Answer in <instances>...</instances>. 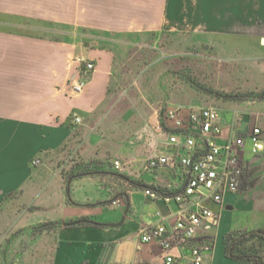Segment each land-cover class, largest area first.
I'll list each match as a JSON object with an SVG mask.
<instances>
[{
	"label": "crops",
	"instance_id": "crops-1",
	"mask_svg": "<svg viewBox=\"0 0 264 264\" xmlns=\"http://www.w3.org/2000/svg\"><path fill=\"white\" fill-rule=\"evenodd\" d=\"M24 4L40 10L14 7ZM254 22L264 28V0H0V220L22 229L2 248L0 264H164L160 246L138 236L144 225L172 223L183 206L161 198L185 187L177 162L184 150L168 142L162 112L179 105L186 114L199 106L161 105L160 88L157 95L148 89L119 101L115 77L127 70L130 49L152 48L161 32L195 33L227 50L231 37L255 35L264 47L261 30L247 32ZM80 61H92L94 69L86 74ZM252 109L239 111L238 123V110L218 109V142L244 138L243 173L222 205L206 203L216 219L189 243L212 246L202 264H245L226 252V234L264 232V149L253 152L247 138L264 113ZM155 154L173 159L146 171ZM33 156L42 164L31 166ZM89 161L93 173L68 179L75 163ZM147 188L157 197L145 194ZM43 222L49 226L38 230ZM16 240L21 249L11 246ZM189 244L171 250V264H192Z\"/></svg>",
	"mask_w": 264,
	"mask_h": 264
},
{
	"label": "rangeland",
	"instance_id": "rangeland-1",
	"mask_svg": "<svg viewBox=\"0 0 264 264\" xmlns=\"http://www.w3.org/2000/svg\"><path fill=\"white\" fill-rule=\"evenodd\" d=\"M241 2L244 4V0ZM14 7L31 12L40 10L38 6L28 4ZM239 17L241 15H236V18ZM254 23L255 28L247 32L255 34L261 30L264 33V28L258 29V23ZM160 34L159 41L152 43V48L135 46L130 49L131 60L122 65L127 70L120 73L122 77H115L117 83L112 87L118 95L117 100L125 101L132 95L139 97L140 93L144 94L148 89L157 95V91L162 89L161 105L185 103L217 109L230 106V110L243 112L253 107L251 112L264 113V96H245L264 91V47L259 44V36L254 35L250 39L231 37L227 50L226 47L217 49L215 44L202 43L201 37L195 33L184 37H168L163 32ZM142 52L154 56L144 60L141 58ZM147 64H152L149 70H145ZM181 71L191 72L190 77L194 82L184 78ZM61 163L64 164L65 160L62 159ZM59 171L63 172V167ZM17 225L0 220V254L13 236L22 234V229ZM11 246L19 249L23 247L18 240L11 242Z\"/></svg>",
	"mask_w": 264,
	"mask_h": 264
},
{
	"label": "built area",
	"instance_id": "built-area-1",
	"mask_svg": "<svg viewBox=\"0 0 264 264\" xmlns=\"http://www.w3.org/2000/svg\"><path fill=\"white\" fill-rule=\"evenodd\" d=\"M84 63V72L88 74L94 69L92 61ZM82 84L76 85L77 90ZM179 105L167 106L162 116L164 118L167 140L170 144L184 150L179 155L178 164L185 172V187L183 190L172 194H163L161 198L165 203L174 202L183 204L178 210L172 223L144 225L138 231V236L143 242L155 241L165 253L164 264L173 262L171 250L189 244L200 230L216 219V213L206 206L209 201L222 205L226 193L237 192L243 173V163L239 151L244 147L243 137L230 138L218 142L221 133L218 109L213 106L190 107L183 114ZM242 113L236 111V123L242 120ZM80 118L73 116V124ZM252 151L264 149V123L254 124L248 135ZM171 155H151L144 164L146 171L169 164ZM31 166H39L42 160L39 156L30 159ZM113 167L119 169L121 162L113 160ZM144 193L157 197L151 189ZM119 200L115 199L112 204ZM189 256L192 264H202L206 253L212 251L208 243L189 244Z\"/></svg>",
	"mask_w": 264,
	"mask_h": 264
},
{
	"label": "trees",
	"instance_id": "trees-1",
	"mask_svg": "<svg viewBox=\"0 0 264 264\" xmlns=\"http://www.w3.org/2000/svg\"><path fill=\"white\" fill-rule=\"evenodd\" d=\"M50 25L56 26V23L48 22ZM52 40H60L57 36L52 35L49 37ZM80 69L83 70V64L80 65ZM181 75L186 78L189 82H194L191 79L190 75L191 72L181 71ZM111 89V87H110ZM206 91L212 92L211 90L207 89ZM109 92V88H108ZM246 97H259L264 96V91L260 93H250L245 95ZM160 125L163 126L162 118H159ZM94 162H84V163H75L74 169L76 172L71 173L68 179L82 176L84 174L93 173L92 166ZM49 226V225H38V230L41 228ZM226 252L230 256V258L237 260L239 262L245 264H264V232L259 231H252V232H242V233H235L229 232L226 234Z\"/></svg>",
	"mask_w": 264,
	"mask_h": 264
},
{
	"label": "water",
	"instance_id": "water-1",
	"mask_svg": "<svg viewBox=\"0 0 264 264\" xmlns=\"http://www.w3.org/2000/svg\"><path fill=\"white\" fill-rule=\"evenodd\" d=\"M262 43H264V38H262ZM81 220H77V221H75V222H72V223H78V222H80Z\"/></svg>",
	"mask_w": 264,
	"mask_h": 264
}]
</instances>
